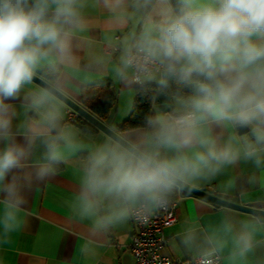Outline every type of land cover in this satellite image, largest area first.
Instances as JSON below:
<instances>
[{
  "label": "clouds",
  "instance_id": "9594fccd",
  "mask_svg": "<svg viewBox=\"0 0 264 264\" xmlns=\"http://www.w3.org/2000/svg\"><path fill=\"white\" fill-rule=\"evenodd\" d=\"M85 5L86 0H0V244L9 242L24 202L21 177L8 178L24 168L32 145L39 140L45 150L38 180L85 147L60 123L68 79L81 71L73 40L84 30ZM112 8L116 23L134 21L123 39L110 41L119 50L116 76L125 86L155 85L166 103L135 132L112 129L90 150L76 212L92 221L94 231L164 206L173 190L213 179L238 160L264 165V0H129L127 7L113 0ZM36 76L43 86L24 99L39 120L26 126L25 143H17L16 112L8 102ZM217 129L228 132L227 138ZM260 232V218H225L206 240L204 264L229 243L230 259L244 260ZM195 240L189 232L184 243Z\"/></svg>",
  "mask_w": 264,
  "mask_h": 264
},
{
  "label": "crops",
  "instance_id": "0c3cea01",
  "mask_svg": "<svg viewBox=\"0 0 264 264\" xmlns=\"http://www.w3.org/2000/svg\"><path fill=\"white\" fill-rule=\"evenodd\" d=\"M112 3L113 0H86L83 9L85 27L73 40L74 54L81 71L68 79L64 94L81 104L83 86L111 80L117 90V102L103 122L121 132H135L137 128L120 130L118 125L131 111L136 86H125L115 74L119 51L113 54L103 51V44L123 39L133 29L134 21L122 25L116 23ZM128 4L129 0H123L124 7ZM128 11L131 9L128 8ZM97 59L100 62H96ZM38 87L41 86L32 82L25 86L18 99L8 102L16 112L12 130L17 143H25L26 126L35 125L39 120L37 113L27 108L28 101L24 99L28 91ZM65 106L61 101V126L85 147L56 166L48 177L38 180L35 172L43 163L45 150L37 140L30 148L24 168L10 174L8 180L12 175L21 177L24 202L16 211L9 242L0 244V264H136L127 248L117 246L128 242L135 231L129 217L107 231H94L92 221L80 218L76 212L83 165L90 150L103 143L108 135L99 129L88 132L76 123L66 124ZM157 109L164 110V105L153 104L152 114ZM216 131L222 138H227L228 132ZM240 134L237 132V135ZM3 147L4 144L0 143V148ZM190 185L236 196L240 203L264 209V165L257 168L251 161L241 159L234 165L226 166L215 178L197 180ZM4 200L5 194L0 192V216L3 214ZM176 203L178 216L173 224L164 227L167 241L162 249L163 254L176 259L184 260L204 254L207 238L217 233L225 218L235 222L259 218L249 212L214 205L194 195H181L179 191ZM189 232L195 233L196 240L186 245L184 238ZM2 235L0 232V238ZM256 240L258 243L254 250L239 261L230 259L229 243L219 253L222 255L220 264H264V232L258 233Z\"/></svg>",
  "mask_w": 264,
  "mask_h": 264
},
{
  "label": "built area",
  "instance_id": "2783aa9c",
  "mask_svg": "<svg viewBox=\"0 0 264 264\" xmlns=\"http://www.w3.org/2000/svg\"><path fill=\"white\" fill-rule=\"evenodd\" d=\"M118 38V37H116ZM103 51L107 54L118 52L110 44H103ZM66 124L75 123L82 118L78 112L68 105L65 106ZM178 216L176 199L167 197L164 206L154 207L147 211H137L129 216L135 231L128 242L119 243L117 246L127 248L136 264H204V254L196 255L188 259L171 258L162 253L166 244L164 227L173 224ZM209 264H220L222 255L219 253L207 257Z\"/></svg>",
  "mask_w": 264,
  "mask_h": 264
},
{
  "label": "trees",
  "instance_id": "16d2710c",
  "mask_svg": "<svg viewBox=\"0 0 264 264\" xmlns=\"http://www.w3.org/2000/svg\"><path fill=\"white\" fill-rule=\"evenodd\" d=\"M80 101L82 106L103 121L109 117L116 105L117 90L109 79L89 83L81 88ZM165 103L166 98L156 91L155 85L136 86L131 111L121 123L120 130H130L142 126L145 116L152 114V105H164ZM75 123L84 131L98 130L83 118H78ZM179 194L187 195L184 191H179ZM177 196L178 191L173 190L167 197L176 199Z\"/></svg>",
  "mask_w": 264,
  "mask_h": 264
},
{
  "label": "water",
  "instance_id": "95a60500",
  "mask_svg": "<svg viewBox=\"0 0 264 264\" xmlns=\"http://www.w3.org/2000/svg\"><path fill=\"white\" fill-rule=\"evenodd\" d=\"M32 82L36 83L37 85L41 87L43 86V82L39 76L34 77ZM61 101L65 105H68L69 107L73 108L76 112L79 113V115L84 120H86L88 123L93 125L95 128L99 129L106 135H109V132L110 130H112V128L108 126L106 123H104L101 119L96 117L93 113H91L84 106H82V104L74 101L73 99L69 98L65 94L61 97ZM120 126L121 124L118 125V128H120ZM238 132L241 133L240 131ZM184 192H186L188 195H194V196L203 198L205 200H208L217 206L221 205V206L231 207L237 210L252 213L258 216L260 219H264V209H257V208L250 207L246 204L240 203L238 200V197L236 196H228L225 194L214 193L210 189L197 188L190 184L187 186Z\"/></svg>",
  "mask_w": 264,
  "mask_h": 264
}]
</instances>
